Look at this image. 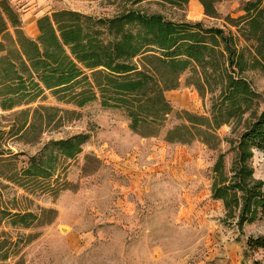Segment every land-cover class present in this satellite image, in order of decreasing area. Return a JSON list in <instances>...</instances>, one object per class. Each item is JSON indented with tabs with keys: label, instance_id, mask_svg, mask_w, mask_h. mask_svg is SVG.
<instances>
[{
	"label": "trees",
	"instance_id": "obj_1",
	"mask_svg": "<svg viewBox=\"0 0 264 264\" xmlns=\"http://www.w3.org/2000/svg\"><path fill=\"white\" fill-rule=\"evenodd\" d=\"M198 1L204 15L222 20V26L165 14L167 8L184 9L188 0H107L115 7L111 16L55 10L37 19V34L30 37L18 11L1 0L0 108L31 104L46 91L76 107L98 99L102 107L122 110L128 128L141 138L157 137L175 114L181 122L165 130L166 143L198 141L209 149L227 145L211 167L210 196L222 204L221 221L242 231L264 218V178H256L253 168L255 152L264 150V107L258 110L259 95L246 77L249 71H264V0H246L236 17L221 15L217 0ZM185 72L186 85L201 98L209 95L208 114L174 112L167 100L165 93L180 86ZM67 111L26 107L14 132L58 128ZM223 125L230 126V133L220 138ZM88 139V133H77L49 139L31 155L9 153L10 159L24 156L25 164L15 168L0 157V178L29 194L55 197L69 188L67 166ZM1 204L0 223L6 219L28 227L35 221L49 223L56 214L52 208L40 214L28 208L12 212ZM11 244L0 238V258L8 257ZM246 245L264 249V236H250Z\"/></svg>",
	"mask_w": 264,
	"mask_h": 264
},
{
	"label": "rangeland",
	"instance_id": "obj_2",
	"mask_svg": "<svg viewBox=\"0 0 264 264\" xmlns=\"http://www.w3.org/2000/svg\"><path fill=\"white\" fill-rule=\"evenodd\" d=\"M245 1L217 0L216 8L221 15L236 17ZM58 7L99 17L115 12L107 0H68ZM151 8L159 10L157 5ZM165 14L208 26L223 24L205 16L198 0H188L182 10L167 8ZM23 30L30 37L36 35L27 27ZM188 75L182 74L180 86L165 96L174 112L206 115L209 95L201 98L186 85ZM246 77L259 95L260 110L264 107V71H249ZM39 105L68 110L63 125H50L42 133L16 134L24 118L20 110ZM180 122L173 114L157 137L141 138L128 128L122 110L102 107L98 99L76 107L59 101L50 91L31 104L0 108L2 158L20 152L34 154L49 139L89 134L81 153L67 166L69 188L55 197L29 194L0 178L3 207L12 212L28 208L35 214L43 208L56 210L51 222L35 221L28 227L3 219L0 238L15 246L10 245L8 257L0 258V264H264V249L246 245L248 237L264 236V218L238 231L221 221L222 204L210 196L211 167L227 145L222 142L209 149L198 141L166 143L165 130ZM217 132L224 138L230 126L223 125ZM25 160L18 155L10 164L20 168ZM229 161L230 155L226 165ZM253 168L256 178H264V150L255 152Z\"/></svg>",
	"mask_w": 264,
	"mask_h": 264
},
{
	"label": "crops",
	"instance_id": "obj_3",
	"mask_svg": "<svg viewBox=\"0 0 264 264\" xmlns=\"http://www.w3.org/2000/svg\"><path fill=\"white\" fill-rule=\"evenodd\" d=\"M65 1L68 0H8L10 5L18 11L23 29L26 27L32 29L34 34H37V19L43 15H49L55 10L65 9L58 7Z\"/></svg>",
	"mask_w": 264,
	"mask_h": 264
}]
</instances>
